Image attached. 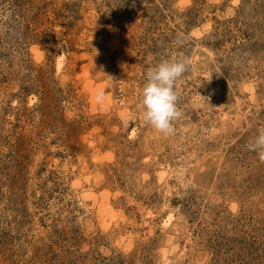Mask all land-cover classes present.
Instances as JSON below:
<instances>
[{
  "label": "rangeland",
  "instance_id": "rangeland-1",
  "mask_svg": "<svg viewBox=\"0 0 264 264\" xmlns=\"http://www.w3.org/2000/svg\"><path fill=\"white\" fill-rule=\"evenodd\" d=\"M261 128L264 0H0V264H264Z\"/></svg>",
  "mask_w": 264,
  "mask_h": 264
},
{
  "label": "clouds",
  "instance_id": "clouds-1",
  "mask_svg": "<svg viewBox=\"0 0 264 264\" xmlns=\"http://www.w3.org/2000/svg\"><path fill=\"white\" fill-rule=\"evenodd\" d=\"M184 42V35L178 33L173 44L182 47ZM190 66V58L178 52L171 58L164 59L146 69L145 82L139 98L141 115L147 125L161 134H172L173 122L182 114L177 106L175 83L183 77ZM95 100L98 103L102 102V91L96 95ZM246 148L255 152L260 162H264V128L259 129L258 133L248 141Z\"/></svg>",
  "mask_w": 264,
  "mask_h": 264
}]
</instances>
